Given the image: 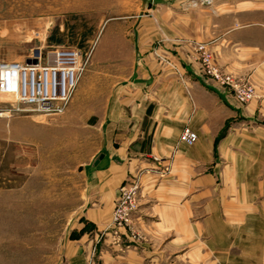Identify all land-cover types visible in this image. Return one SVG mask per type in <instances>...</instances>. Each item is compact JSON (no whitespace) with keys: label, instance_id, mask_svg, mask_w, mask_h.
<instances>
[{"label":"crops","instance_id":"crops-1","mask_svg":"<svg viewBox=\"0 0 264 264\" xmlns=\"http://www.w3.org/2000/svg\"><path fill=\"white\" fill-rule=\"evenodd\" d=\"M112 1L129 14L104 16V2L82 0V23L90 16L100 29L88 34L82 27V55L94 45L93 61L65 118L98 141L90 161L79 165L82 203L63 261L158 262L153 233L169 228L194 238L205 232L207 262L264 264V0ZM196 44L208 45L227 73L250 80L256 99L241 106L202 74ZM8 117L0 114V145L10 123L16 138L29 136L27 126L38 140L34 116ZM41 128L53 132V123ZM185 128L198 135L193 145L181 138ZM137 177L140 208L129 219L146 238L126 245L112 235L123 227L114 210L121 185Z\"/></svg>","mask_w":264,"mask_h":264},{"label":"rangeland","instance_id":"rangeland-1","mask_svg":"<svg viewBox=\"0 0 264 264\" xmlns=\"http://www.w3.org/2000/svg\"><path fill=\"white\" fill-rule=\"evenodd\" d=\"M99 2H104V16L126 17L129 14L125 8L112 6V0ZM87 9L92 11L94 7ZM90 18L87 16L88 22L82 23V0H0V65L23 62L37 49L50 52L51 61L54 60L53 51L57 49L82 53V27L88 34H95L100 29V23H93ZM93 46L87 50L88 55H83L88 66L93 61ZM240 81L255 89L251 103L257 97L256 88L248 79ZM1 100L10 99L3 96ZM249 103L239 104L246 106ZM3 106L7 108L10 103ZM66 114L67 111L49 117L22 112L12 113L7 118L13 121L27 115L34 116L38 140L31 141L27 126L23 131L29 136L16 138L15 128L10 123L7 140L0 145V161L5 160L1 164L6 165L5 184L1 178V188L5 187V191L0 194V264H65L63 246L82 203L84 182L79 165L90 161L98 141L84 124L82 128L74 123L68 124ZM47 122L53 123V132L41 128L46 127ZM259 122L264 126V117ZM134 182L138 184L137 207L133 211L129 206L132 211L128 210L129 216L124 219H132V213L140 208L142 183L138 177L129 178L119 188L120 195L122 188L126 190ZM134 224L131 220L123 223L122 231L118 235L112 234L113 237L120 243L127 240L126 245L143 241L146 238L144 233ZM153 234L159 239L157 243H151L154 246L151 249L162 255L163 260L147 259L144 264H224L206 261L205 232H197L195 238L191 231L169 228ZM107 238L104 232L101 240Z\"/></svg>","mask_w":264,"mask_h":264},{"label":"built area","instance_id":"built-area-1","mask_svg":"<svg viewBox=\"0 0 264 264\" xmlns=\"http://www.w3.org/2000/svg\"><path fill=\"white\" fill-rule=\"evenodd\" d=\"M49 53L37 49L23 62L0 65V114L32 112L52 117L67 111L88 61L80 51L57 49L53 51L55 61L49 62ZM195 54L202 74L231 90L240 104L254 99L255 89L219 68L206 45L197 44ZM3 96L10 100L2 101ZM4 103H10V106L6 108ZM181 138L186 144L193 145L198 135L185 128ZM134 183L126 190L122 188L116 200L114 220L121 226L129 221L124 219L129 216V206L133 211L137 207L138 184Z\"/></svg>","mask_w":264,"mask_h":264},{"label":"bare ground","instance_id":"bare-ground-1","mask_svg":"<svg viewBox=\"0 0 264 264\" xmlns=\"http://www.w3.org/2000/svg\"><path fill=\"white\" fill-rule=\"evenodd\" d=\"M50 59V58H49ZM55 60H53V61H51V60H49V62H54Z\"/></svg>","mask_w":264,"mask_h":264}]
</instances>
